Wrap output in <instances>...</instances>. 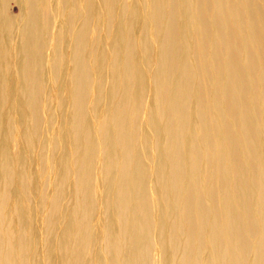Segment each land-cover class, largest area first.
I'll return each instance as SVG.
<instances>
[{
  "label": "bare ground",
  "instance_id": "bare-ground-1",
  "mask_svg": "<svg viewBox=\"0 0 264 264\" xmlns=\"http://www.w3.org/2000/svg\"><path fill=\"white\" fill-rule=\"evenodd\" d=\"M0 264H264V0H0Z\"/></svg>",
  "mask_w": 264,
  "mask_h": 264
},
{
  "label": "rangeland",
  "instance_id": "rangeland-1",
  "mask_svg": "<svg viewBox=\"0 0 264 264\" xmlns=\"http://www.w3.org/2000/svg\"><path fill=\"white\" fill-rule=\"evenodd\" d=\"M16 7L17 6L15 4L10 3L9 8H10L11 13L17 14V8Z\"/></svg>",
  "mask_w": 264,
  "mask_h": 264
}]
</instances>
